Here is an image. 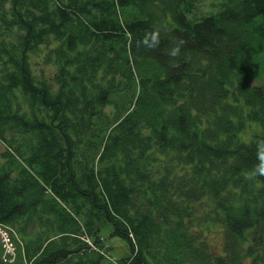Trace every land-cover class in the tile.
I'll return each instance as SVG.
<instances>
[{
    "label": "trees",
    "instance_id": "1",
    "mask_svg": "<svg viewBox=\"0 0 264 264\" xmlns=\"http://www.w3.org/2000/svg\"><path fill=\"white\" fill-rule=\"evenodd\" d=\"M197 1L0 0V264H264V0Z\"/></svg>",
    "mask_w": 264,
    "mask_h": 264
},
{
    "label": "rangeland",
    "instance_id": "2",
    "mask_svg": "<svg viewBox=\"0 0 264 264\" xmlns=\"http://www.w3.org/2000/svg\"><path fill=\"white\" fill-rule=\"evenodd\" d=\"M222 0H198L195 2L194 8L189 12V17L191 19H198L202 15L209 14L214 10H217ZM257 60L259 62V71L253 76L251 80L252 85L263 84L264 85V53L258 54ZM43 56L42 50H38L36 53H31V60L33 62L40 61ZM47 70H50L47 68ZM254 130L253 126H248L243 136L245 139ZM5 146L0 143V161L2 160V153ZM204 209V207H203ZM112 225L110 223L101 224L100 237H102L103 249L106 253V259L104 264H116V259L121 258V256H126L129 254V247L125 240L121 237L111 235ZM202 230L205 232V241L209 244L210 252L213 255H219L223 252L224 247V231L222 230V225L220 223L207 222L203 223Z\"/></svg>",
    "mask_w": 264,
    "mask_h": 264
},
{
    "label": "built area",
    "instance_id": "3",
    "mask_svg": "<svg viewBox=\"0 0 264 264\" xmlns=\"http://www.w3.org/2000/svg\"><path fill=\"white\" fill-rule=\"evenodd\" d=\"M11 229L0 224V246L2 248V259L6 262H13L16 251L15 243L10 234Z\"/></svg>",
    "mask_w": 264,
    "mask_h": 264
}]
</instances>
